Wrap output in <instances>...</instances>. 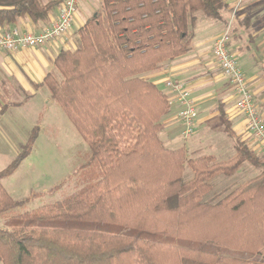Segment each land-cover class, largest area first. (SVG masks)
I'll use <instances>...</instances> for the list:
<instances>
[{"label":"trees","instance_id":"trees-1","mask_svg":"<svg viewBox=\"0 0 264 264\" xmlns=\"http://www.w3.org/2000/svg\"><path fill=\"white\" fill-rule=\"evenodd\" d=\"M100 2L76 31L77 48L59 52L40 84L87 145L90 180L73 196L22 211L29 199L13 200L1 181L30 155L33 128L0 171L1 264H264V155L233 133L221 107L231 159L166 148L159 135L170 102L143 77L185 55L198 15L221 20L223 0ZM57 4L0 0V31L19 18L45 23ZM244 163L258 174L205 199L212 179Z\"/></svg>","mask_w":264,"mask_h":264},{"label":"crops","instance_id":"crops-1","mask_svg":"<svg viewBox=\"0 0 264 264\" xmlns=\"http://www.w3.org/2000/svg\"><path fill=\"white\" fill-rule=\"evenodd\" d=\"M41 1L46 4L51 0ZM53 1H58V4L50 11L47 22L34 24L29 19L19 18L15 28L21 33L39 34L57 19L59 2L61 3L62 0ZM223 2L225 8L221 20H205L198 15L190 49L185 55L162 64L158 70L143 77L157 87L161 85L162 92L170 102L168 114L161 119L164 125L163 132L166 131V134L160 140L166 148L179 149L175 148L173 132L174 129L176 131L178 129L175 126L179 123L177 117L180 106L175 102V95L165 87V82L170 80L181 82L186 86L198 112L195 133L199 131L204 133L205 145L210 151L213 150L215 155L221 153L223 149L234 153L233 142L224 134L219 121V107L231 123L233 133L245 141L249 148L264 155L262 148L247 132L246 123L236 108L237 99L212 57L213 42L225 31V26L234 13L229 49L238 61L254 103L264 121V0H243L241 3L235 0H223ZM100 8V0H79L73 27L67 36L36 49H25L14 53L0 52V122L4 120L1 126L2 143L16 146L19 150L26 143L27 140L19 142L17 139V122L22 120V114L17 116V111H20L26 102L43 88L40 84L45 76L54 70V60L59 52L77 46L76 31L90 18H83L81 12L93 14L95 9L98 12ZM3 107H6V110L2 113ZM7 115L9 119H5ZM12 118L14 119L10 121ZM170 128L171 130L168 131ZM219 130L231 144L223 139ZM180 148H183L187 154L185 147ZM209 156L216 159L214 155ZM4 168H0V171Z\"/></svg>","mask_w":264,"mask_h":264},{"label":"rangeland","instance_id":"rangeland-1","mask_svg":"<svg viewBox=\"0 0 264 264\" xmlns=\"http://www.w3.org/2000/svg\"><path fill=\"white\" fill-rule=\"evenodd\" d=\"M81 13L83 18H89L97 13V9L94 10L93 14L83 11ZM75 48L77 46L70 50ZM57 77L59 78L58 74ZM158 89L163 91L161 85L158 86ZM17 112V116L22 114V120L17 122V139L19 142H25L31 130L36 126L39 127V133L30 155L22 162L17 172L1 181L4 188L14 200L29 199L23 207L22 211L24 212L34 211L42 206L75 195L89 182L88 175L91 174L94 167L84 140L73 128L60 107L50 99L45 87L38 90L36 96L30 98ZM23 112L26 114L24 115ZM8 117L9 115L5 116V119H9ZM14 117L16 118V116ZM3 121L0 122V168L6 167L20 151L16 146L1 142ZM180 126L178 123L175 126V128L178 127L177 131L174 129L173 132L176 141L175 148L185 147L188 158L197 159L202 156L214 155L217 161H226L233 157V151L230 153L223 149L218 155H215L213 150L210 151L205 145V137L202 131L196 132L189 139L181 138ZM170 130L171 128L168 131ZM219 131L223 135L221 130ZM165 134L166 131L161 133L159 138L163 139ZM223 139L231 144L224 135ZM257 174L258 171L244 163L233 176H216L211 181L212 189L205 196V199H212L243 184ZM191 178L190 169L185 168L184 181ZM2 223L3 221H0V224Z\"/></svg>","mask_w":264,"mask_h":264},{"label":"built area","instance_id":"built-area-1","mask_svg":"<svg viewBox=\"0 0 264 264\" xmlns=\"http://www.w3.org/2000/svg\"><path fill=\"white\" fill-rule=\"evenodd\" d=\"M79 0H62L57 19L39 34L21 33L16 28L0 32V52L14 53L25 49H36L68 35L73 27ZM241 3L243 0H235ZM233 13L225 31L216 37L212 45V57L229 82L231 91L237 99L236 108L246 123V130L264 151V121L254 103L253 95L248 87L236 57L229 49ZM165 87L175 95L179 104L178 122L181 125L180 136L191 138L196 129L198 117L197 107L190 98L186 86L178 81H166Z\"/></svg>","mask_w":264,"mask_h":264}]
</instances>
